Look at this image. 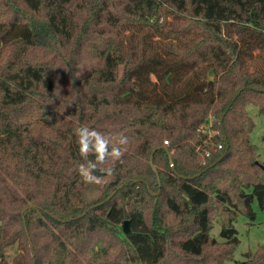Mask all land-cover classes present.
<instances>
[{"label": "trees", "instance_id": "1", "mask_svg": "<svg viewBox=\"0 0 264 264\" xmlns=\"http://www.w3.org/2000/svg\"><path fill=\"white\" fill-rule=\"evenodd\" d=\"M250 106L264 0H0V264H264Z\"/></svg>", "mask_w": 264, "mask_h": 264}, {"label": "rangeland", "instance_id": "2", "mask_svg": "<svg viewBox=\"0 0 264 264\" xmlns=\"http://www.w3.org/2000/svg\"><path fill=\"white\" fill-rule=\"evenodd\" d=\"M247 112L250 116V118L254 121L256 124V129L254 133L251 136V143L256 146L257 152H256V160L257 162L264 166V118L259 114L257 107L250 106L247 108ZM214 118L210 116V122L208 126H202L201 129L204 131H207L210 129L212 122ZM209 133L212 134L213 130L210 129ZM52 136V134H50ZM218 149V148H217ZM219 150V149H218ZM89 190H88V198L90 200H94L99 196V193L97 189L94 187L92 182L88 183ZM212 207L215 209H218L219 205L214 200L212 202ZM253 209L255 212V219L251 220L250 218L246 217L243 214H240L237 218V222L235 223V227L238 230V238L240 240V244L237 247L235 253H234V259L235 261H244L246 260L245 255L248 253H256L259 246H264V209H261L259 206L258 201H255L253 204ZM223 213H229L228 209L225 207L223 208ZM226 214V215H227ZM237 214V213H235ZM228 216L220 217V219L223 221ZM220 220H215L214 222V231L212 233L213 237H215L219 243H224L222 239H220L219 234L221 231V222ZM175 222L170 218L169 219V226L172 227V233L174 235V238L179 237L180 234L178 229L173 226ZM18 228V226H17ZM176 249V248H175ZM224 249V247H223ZM178 252V250H176ZM21 254V250L19 249V242L16 241L14 244H11L10 246H7L3 249V255L8 264H14L15 260L19 257ZM2 256V253L0 254Z\"/></svg>", "mask_w": 264, "mask_h": 264}, {"label": "water", "instance_id": "3", "mask_svg": "<svg viewBox=\"0 0 264 264\" xmlns=\"http://www.w3.org/2000/svg\"><path fill=\"white\" fill-rule=\"evenodd\" d=\"M163 149L167 151L166 148H163ZM150 164H151L152 168L155 169V167H154V165H153V155H152V157H151ZM171 167H172V169H174L173 164H171ZM123 230H124V233H125L126 235L129 234V232H130V222H129V221H125V222H124V224H123Z\"/></svg>", "mask_w": 264, "mask_h": 264}, {"label": "clouds", "instance_id": "4", "mask_svg": "<svg viewBox=\"0 0 264 264\" xmlns=\"http://www.w3.org/2000/svg\"><path fill=\"white\" fill-rule=\"evenodd\" d=\"M84 179H85V180L95 179V177H93V176L91 175V170H89V175H88V176H85Z\"/></svg>", "mask_w": 264, "mask_h": 264}, {"label": "built area", "instance_id": "5", "mask_svg": "<svg viewBox=\"0 0 264 264\" xmlns=\"http://www.w3.org/2000/svg\"><path fill=\"white\" fill-rule=\"evenodd\" d=\"M164 145L168 146L169 145L168 141H165ZM219 149H222V146H219Z\"/></svg>", "mask_w": 264, "mask_h": 264}]
</instances>
